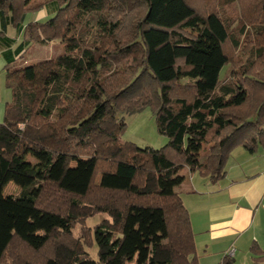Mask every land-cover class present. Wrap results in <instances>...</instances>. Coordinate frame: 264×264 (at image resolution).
<instances>
[{
	"label": "trees",
	"instance_id": "trees-1",
	"mask_svg": "<svg viewBox=\"0 0 264 264\" xmlns=\"http://www.w3.org/2000/svg\"><path fill=\"white\" fill-rule=\"evenodd\" d=\"M40 10L47 16L26 24L7 59L0 264H199L176 188L185 167L218 179L234 148L264 146V2L260 23L238 31L253 47L239 65L234 20L201 14L187 0H0V19L16 27ZM53 40L65 46L55 57L14 63L24 48ZM149 106L167 144L122 142L124 115ZM99 174L101 195L91 199ZM10 181L21 186L17 195L3 194ZM95 213L105 215L90 231L96 258L72 236ZM15 241L43 254L37 262L22 257ZM250 251V264H264V251Z\"/></svg>",
	"mask_w": 264,
	"mask_h": 264
},
{
	"label": "crops",
	"instance_id": "crops-1",
	"mask_svg": "<svg viewBox=\"0 0 264 264\" xmlns=\"http://www.w3.org/2000/svg\"><path fill=\"white\" fill-rule=\"evenodd\" d=\"M45 16L44 10L30 12L18 27L0 19V123L12 102L6 85L7 59H14L26 24ZM32 46L24 48V57ZM28 57L27 63L35 61ZM224 169L218 179L182 170L184 180L176 190L189 213L199 264H221L230 248L234 249L232 264L239 259L250 264L252 245L264 251V146L253 153L234 148Z\"/></svg>",
	"mask_w": 264,
	"mask_h": 264
},
{
	"label": "rangeland",
	"instance_id": "rangeland-1",
	"mask_svg": "<svg viewBox=\"0 0 264 264\" xmlns=\"http://www.w3.org/2000/svg\"><path fill=\"white\" fill-rule=\"evenodd\" d=\"M31 1V0H30ZM189 3L194 6L197 11L201 14H205L207 12H216L218 13L223 19L228 18V20H234V25L232 30H234L240 40L239 47L235 48L233 50V57L234 62H236L237 65L244 64L246 60L250 58L251 55V48L252 45L245 44L244 40L246 38H249L246 35V32H251L252 27L254 25H258L259 19H257L261 15V9L264 0H187ZM71 10V8H70ZM70 10L68 12H70ZM39 14V13H38ZM67 16V20L70 17V13ZM113 16H116V18H123L126 17V14L123 11H114ZM244 26L245 35L240 34L238 31L240 27ZM246 45L248 47H246ZM65 46L60 44L58 40L49 41L48 43L41 45V44H34L31 48H29V53L26 57L29 59L28 56H32L31 59L33 60H40L44 58L49 57H55L62 51H64ZM22 59L21 63H27L25 59ZM30 59V60H31ZM241 62V63H240ZM120 65L117 66L121 68ZM234 64V63H233ZM114 65V67H116ZM234 66V65H233ZM236 68V67H235ZM228 76V69L227 66H225L221 72H220V78L226 79ZM123 121L125 123L124 129L122 133L120 134V140L122 142H131L134 143L136 146L140 148L144 147H152L154 149L164 147L168 139L166 136L160 134L157 131L156 127V121H155V115L154 111L152 110V107H146L143 110L139 112H135L132 114H125L123 117ZM208 151V145H203L200 154H199V160H203V158L206 156V153ZM86 154V153H84ZM83 154V155H84ZM26 159L35 162L36 159L33 157L31 153H26ZM184 170H189L187 167L184 168ZM182 173V172H181ZM103 174L97 175L92 188L90 192V198L91 199H98V197L101 195V191L99 190L97 184H100L103 178ZM21 190V186L17 183L10 181L7 183V185L3 188V194L4 195H17ZM52 192L51 196H54V203L55 204H64L63 200L66 198L61 197L54 189H50ZM57 199V200H56ZM66 201V200H65ZM66 203V202H65ZM65 205V204H64ZM103 213H95L91 216H88L86 218H83L79 220L78 223H76L72 229V236L75 239L80 240L84 243V245H87L89 247L87 248V251L96 258V246H92L91 242V236L90 231L94 229V227L99 224L102 219L104 218ZM14 244H17L18 250L16 251L17 254H19L22 257L29 258L30 260H34L37 262V260L40 259V255L43 253H32L31 251L27 250L21 243L16 241ZM130 264H134V261H132ZM237 264H241V260L237 262Z\"/></svg>",
	"mask_w": 264,
	"mask_h": 264
},
{
	"label": "built area",
	"instance_id": "built-area-1",
	"mask_svg": "<svg viewBox=\"0 0 264 264\" xmlns=\"http://www.w3.org/2000/svg\"><path fill=\"white\" fill-rule=\"evenodd\" d=\"M234 256V249L230 248L226 253H225V257L227 258H232Z\"/></svg>",
	"mask_w": 264,
	"mask_h": 264
}]
</instances>
